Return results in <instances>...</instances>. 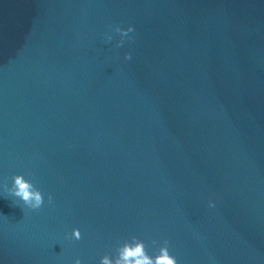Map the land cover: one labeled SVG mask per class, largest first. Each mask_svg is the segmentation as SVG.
<instances>
[{
    "label": "water",
    "instance_id": "obj_1",
    "mask_svg": "<svg viewBox=\"0 0 264 264\" xmlns=\"http://www.w3.org/2000/svg\"><path fill=\"white\" fill-rule=\"evenodd\" d=\"M20 172L39 209L2 191ZM132 235L264 264V0H0V264Z\"/></svg>",
    "mask_w": 264,
    "mask_h": 264
},
{
    "label": "clouds",
    "instance_id": "obj_2",
    "mask_svg": "<svg viewBox=\"0 0 264 264\" xmlns=\"http://www.w3.org/2000/svg\"><path fill=\"white\" fill-rule=\"evenodd\" d=\"M111 33L108 39H115L117 48L123 47L127 40L132 39L131 35L135 32V26L129 24L127 27L116 23L111 26ZM119 39H116V37ZM132 53L125 54V59L130 60ZM3 192L13 199L15 204L23 202V206L28 209H39L45 202L44 194L35 186L32 180L26 178L23 172L16 173L12 177L11 187L5 185ZM52 197L49 195L48 200ZM215 200L208 201V207L214 208ZM71 239L80 240L82 233L79 228H73L69 233ZM152 251H149L147 242L139 236L132 235L119 241L114 251L106 252L99 258V264H179L177 256L173 253L170 242L167 239L162 241L153 240ZM73 264H82L81 258L77 257Z\"/></svg>",
    "mask_w": 264,
    "mask_h": 264
}]
</instances>
